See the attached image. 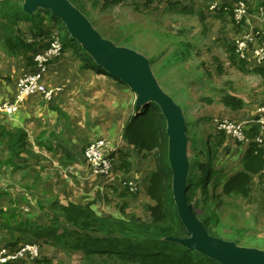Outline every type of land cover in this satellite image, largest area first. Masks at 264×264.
<instances>
[{"label": "rangeland", "instance_id": "1", "mask_svg": "<svg viewBox=\"0 0 264 264\" xmlns=\"http://www.w3.org/2000/svg\"><path fill=\"white\" fill-rule=\"evenodd\" d=\"M70 1L76 6L83 3L82 0ZM246 2L248 8L253 9V12L250 10L251 27L237 23L231 14L236 0H228L227 4L204 2L203 10L191 7L185 16L173 13L155 19L153 22L158 27L153 25L160 32L157 34L155 28V41L147 34L151 30L150 19L142 17L132 23L126 15L130 11L125 10L121 12V18L125 20L120 22L116 20V9L109 12L91 9L96 12L98 28L109 39L116 40V34H119L128 40L123 42L125 46L144 55L147 52L157 54L151 68L153 77L181 109L186 123H190L186 132L190 167L204 155L202 146L218 134L220 140H224L222 148L229 147L230 151L227 155L219 154L214 168L218 171L223 168L226 178L242 171L247 152L245 143H249L250 138L258 143L261 127L256 126L259 134L252 137L245 132L243 141L218 127L221 122L238 124L256 118L264 110V82L253 71L255 65L264 68V62L255 64L253 61L255 51L264 45V41L256 39L245 53L246 58L236 49L243 34L251 29L257 32L264 29V1ZM83 6H87L85 0ZM40 10L48 9L38 6L33 13ZM2 24L0 19V105L14 103L19 98L26 78L40 72L36 57L46 54L52 42H57L60 49L55 57L57 60L47 65L64 58L68 62L64 68L60 65L62 69L55 71L49 80L46 79L47 70L43 74L41 83L51 93L49 98L42 94L24 97L22 101L27 98L25 104L21 108L18 105L14 115L11 114L13 116L0 112V128L17 130L20 127L28 134L27 150L19 161L25 170L13 172L0 166V247H4L9 255L14 253V247H5L11 240L8 228L27 223L34 226L49 224L52 213L48 205L56 200L63 204H93L104 216L136 215L150 223L153 220L150 207L156 204L149 193L150 176L158 170L156 155L139 154L121 138L135 107L141 104L136 102V93L124 83L113 84V77L107 72L100 77L85 74V70H95L96 66L91 59L82 56L79 43L69 39L64 25H61L60 34L68 40V51L62 49L59 33L48 17L42 26L47 33L53 34L50 38H35L30 22L10 28H3ZM18 38L27 42V49H16L14 40ZM160 45L163 51H160ZM74 52L79 53L78 58ZM243 60L247 62L245 67ZM82 65L90 68L84 69ZM73 68H79V71ZM77 78L79 82L75 81ZM83 86L96 88V91L80 92L78 98L84 95L86 100L82 101L83 106H76L79 100L74 97ZM39 141L46 145L40 148ZM96 143L103 144L104 153L111 160L113 171L109 175L92 174L85 153ZM165 144L169 151V139ZM4 150L6 146L0 138V163L5 161ZM122 160L129 164L125 170L119 169ZM258 168H264V157ZM255 175L247 197L228 195L222 189L227 182L225 179L218 184L216 192L212 191L214 184L210 186L209 206L215 212L216 225L207 224V230L212 236L239 248L264 252V178L261 179L258 173ZM123 193L125 196L121 195ZM197 216L203 222L200 212ZM14 235L16 238L21 236L19 233ZM38 243L23 236L19 248L35 244L38 255L9 260L7 264H87L81 252L66 253Z\"/></svg>", "mask_w": 264, "mask_h": 264}, {"label": "trees", "instance_id": "2", "mask_svg": "<svg viewBox=\"0 0 264 264\" xmlns=\"http://www.w3.org/2000/svg\"><path fill=\"white\" fill-rule=\"evenodd\" d=\"M24 3L25 0H0V19L3 28L15 27L21 22H30L35 38H50L53 34L47 33L42 26L48 17L59 33L62 49L68 51V40L60 34L61 25H64L62 21L49 10L28 13L23 9ZM250 10L253 12L251 7ZM230 12L234 14L233 9ZM63 29L66 32L64 27ZM67 36L71 40L68 33ZM51 42L52 39L49 43ZM14 46L17 47L16 49L22 48L23 50L28 48L27 42L21 38L14 40ZM79 46L82 56L90 60L91 58L82 46L80 44ZM74 53L76 56L79 55V53ZM246 63L243 60L242 65L245 67ZM93 64L96 66V71L106 72L100 65L95 62ZM82 67L90 68L89 65H82ZM254 72L264 82V68H257ZM112 79L117 84L124 83L119 78L113 77ZM166 129L167 122L161 108L155 102L150 101L135 107L122 134L123 142L137 153H155L156 155L158 170L150 176L151 187L149 189L150 196L156 204L150 207L153 216L150 223L136 215L104 216L95 210L93 204L84 205L74 202L63 204L56 200L48 205L52 213L51 220H48L49 224L34 226L33 223H27L8 228L11 231V240L5 247L19 246L23 236H26L31 240L35 239L42 246L61 249L66 253L81 252L87 264H223L181 242L190 238L191 235L180 218L174 198L173 173L167 147L165 148V142L168 141ZM254 133V135L259 134L257 129ZM0 138L6 146L5 161L0 163V166L10 168L13 172L24 171L25 168L20 166L19 161L21 155L27 150V132L23 129L0 128ZM38 144L40 148L46 145L42 141ZM223 144L224 140L223 138L220 140V135L212 136L208 144L202 146L204 155L194 162L189 170L187 200L196 215L198 212L201 213L206 226L207 224L216 225L215 212L209 206L210 186L214 184L212 191L216 192L218 184L224 178L223 172L214 168V162L219 154L227 155L230 151L229 147L222 148ZM263 157L264 144L252 143L243 158L242 171L228 179L222 189L228 195L234 193L247 197L250 194L255 174L258 173L261 179L264 178V168L263 172L261 168H258V163H263ZM128 165V162L123 161L121 169L125 170V166ZM125 194L121 195L125 196ZM13 231L21 236L18 235L19 238H16Z\"/></svg>", "mask_w": 264, "mask_h": 264}, {"label": "water", "instance_id": "3", "mask_svg": "<svg viewBox=\"0 0 264 264\" xmlns=\"http://www.w3.org/2000/svg\"><path fill=\"white\" fill-rule=\"evenodd\" d=\"M53 12L64 24L70 38L77 41L96 64L109 74L127 79L126 85L136 93L137 103L155 102L167 122L168 157L173 173V193L181 220L191 237L181 241L190 248L223 264H264V252L239 248L233 243L212 236L204 222L198 219L187 200V180L190 170L187 158V123L173 99L158 85L149 61L136 52L117 49L105 40L68 0H25L23 9L33 13L36 7Z\"/></svg>", "mask_w": 264, "mask_h": 264}, {"label": "built area", "instance_id": "4", "mask_svg": "<svg viewBox=\"0 0 264 264\" xmlns=\"http://www.w3.org/2000/svg\"><path fill=\"white\" fill-rule=\"evenodd\" d=\"M237 3L234 5V17L237 23L245 24L248 27H251V13L249 11L248 5L244 0H236ZM214 7V6H213ZM212 7V8H213ZM211 8V9H212ZM262 39L264 41V29L254 31V29L249 30L237 41L236 49L237 52L243 57L246 58L245 53L248 52L250 46L256 39ZM60 46L57 42H52L49 46V51L46 54H41L36 57V61L38 62V67L40 68V72L36 74H32L26 78L23 82L21 88V94L19 98L10 104L0 105V112H5L7 114H13L17 110V104L24 97H31L36 95H46L47 98L50 97L51 93L46 90V88L42 85L41 80L43 74L45 73L47 64L55 60L57 54L59 53ZM255 59L258 64H262L264 62V45H262L258 50L255 51ZM56 61V60H55ZM260 125V138L258 139V143L260 145L264 144V110L263 112L256 118L247 119L243 122L236 123H228L221 122L219 130H226L228 133H233L236 139L239 141H243L245 139L244 133L250 131L255 126ZM85 156L91 166L92 174L97 175H109L112 170L111 160L105 155L103 144L96 143L86 149ZM38 246L35 244H29L27 246H23L18 248L12 255H9L4 247H0V264H7L9 260H16L22 258L27 255H31L32 257H36L38 255Z\"/></svg>", "mask_w": 264, "mask_h": 264}, {"label": "crops", "instance_id": "5", "mask_svg": "<svg viewBox=\"0 0 264 264\" xmlns=\"http://www.w3.org/2000/svg\"><path fill=\"white\" fill-rule=\"evenodd\" d=\"M77 10H79L84 16L85 18L90 22V24L92 25V27L107 41L111 42L112 44H114V46L117 48V49H123V50H128V51H132V52H136L138 53L139 55L145 57L148 61H149V64H150V67L153 68V59L156 58L157 54H149L147 52V54H142L140 52H138L136 49L134 48H131L129 46H125L123 44L124 41H128L126 39L125 36H120L119 37V34H116V40L115 38L109 39V37H107L103 31H101L97 24H96V12L94 13L93 11H91V9H93L94 7L98 10H101V12L103 11H106V12H109L113 9H116V20L117 21H120L122 22L123 18H121V12L123 11H130L129 14H126L128 16L129 19H132V23H136L138 22L139 18H148L150 19L149 21L151 22L150 24V32L148 31L147 34L151 37V40L152 41H155V26L153 25V23H155V25L158 27V24L156 22H153L155 19H158V18H164V17H167L169 14H172L173 13H181V14H185L186 11H189V9H192L191 7L193 8H197L199 10H203L204 9V5L202 3H208V2H215V3H223V4H227L228 3V0H116V2H114L115 0H85L87 6L84 7V0L82 4H80L79 6H76L74 5L70 0H68ZM89 1V2H88ZM202 1V3L200 2ZM262 2L264 0H261ZM260 2V1H259ZM90 4V5H89ZM91 6V7H90ZM90 7V8H89ZM207 8V6L205 7ZM95 14L93 16V14ZM188 13V12H186ZM120 14V15H118ZM185 16V15H184ZM121 18V20H120ZM160 22V21H159ZM162 22V21H161ZM119 25V23H118ZM123 26V25H121ZM135 27L137 28L138 25L136 24ZM123 30V29H122ZM121 30V31H122ZM159 30L156 28V33H160L158 32ZM133 33V32H132ZM122 34V33H121ZM119 37V38H118ZM149 39V38H148ZM150 40V39H149ZM116 42V43H115ZM161 46V45H160ZM161 50L160 51H163V47L161 46ZM162 56V54H161ZM160 56V57H161ZM76 58H78V56L75 55ZM253 61L255 62V64L257 63L256 62V59H255V56H253ZM66 61L68 62V60H64L61 61V62H58V63H54L53 65H47L46 66V73L48 76H46V79L49 80V78H51L52 75H54V72H58L60 71L59 69H62V67H60V65H63V68L65 67V63ZM247 66V64H246ZM254 67H256L255 69H257V66L255 65ZM75 71H79V68H73ZM253 69V71L255 70ZM152 70V69H151ZM85 74H89L90 76L92 77H100L101 75H103L104 73H101V72H98L94 69H91L89 71H86L84 72ZM109 76L111 77V75L109 74ZM48 77V78H47ZM75 81H78L79 82V79L77 78V80ZM77 82V83H78ZM112 83L113 84H117V82H115L114 80H112ZM119 85V84H117ZM127 87V86H126ZM96 88L92 89L91 87L87 86V87H80L78 93L76 94V97H74L75 99L78 98V95H80V92H84L86 94H89L91 91L95 92ZM88 91V92H87ZM27 99V98H26ZM25 99V100H26ZM25 100H21L18 102L17 104V107L18 105L20 106V108L25 104ZM79 100V103H76V106H83V100H86L84 95L80 96L78 98ZM21 102V103H20ZM20 103V104H19ZM14 115V114H13ZM13 115H9V117L13 116ZM253 118V116H252ZM251 119V118H250ZM17 129H21L20 127H17ZM259 130L258 127H254L252 128L249 132H247V135L250 136L253 135L254 131L255 130ZM255 134V133H254ZM252 137V136H251ZM122 138V137H121ZM231 140V139H229ZM235 141V140H233ZM249 143H245L246 145V151H248V149L250 148L251 144L254 143V139H249ZM113 151H115L113 149ZM247 153V152H246ZM229 155V154H228ZM123 161V160H122ZM122 167V162L120 163V167L119 169H121ZM223 172V168L221 170ZM238 172L234 173L233 175H231L229 178H226L225 176V172H223V175H224V178H223V181L224 179L225 180H228L230 178H232L235 174H237ZM7 200V199H6ZM114 216V215H113ZM20 246H17V247H14L12 248L14 251H16ZM7 248V247H6Z\"/></svg>", "mask_w": 264, "mask_h": 264}, {"label": "bare ground", "instance_id": "6", "mask_svg": "<svg viewBox=\"0 0 264 264\" xmlns=\"http://www.w3.org/2000/svg\"><path fill=\"white\" fill-rule=\"evenodd\" d=\"M104 71H106L108 74H109V72H108V70L107 69H103ZM112 76V75H111ZM114 77V76H113ZM116 78V77H115ZM120 80H122L123 82H124V84L125 85H130L131 83L127 80V79H120ZM183 121L184 122H186V120H185V118L183 119Z\"/></svg>", "mask_w": 264, "mask_h": 264}]
</instances>
